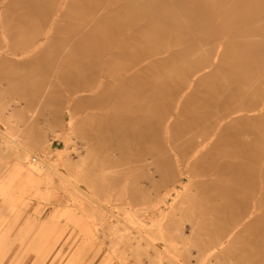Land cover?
<instances>
[{
    "label": "bare ground",
    "instance_id": "obj_1",
    "mask_svg": "<svg viewBox=\"0 0 264 264\" xmlns=\"http://www.w3.org/2000/svg\"><path fill=\"white\" fill-rule=\"evenodd\" d=\"M37 76H57L69 89L67 95L46 89L40 106L63 101L68 121L54 112L51 139L39 132L26 142L17 138L25 132L18 103L28 108L45 88L33 83ZM8 86L20 97L12 98ZM73 108L82 109L80 119ZM85 126L95 145L126 161L122 174V163L115 171L121 190L153 186L157 175L163 193L138 201L134 190L114 193L116 214L80 189L93 148ZM0 127L2 205L8 212L23 207L58 181L65 201L53 209L66 203L64 222L81 239L76 250L92 244L84 215L92 203L102 231L126 246L113 247L121 264L138 261L142 240L162 242L163 250L152 246L148 253L169 263L190 264L185 255L192 264H264V0H0ZM54 140L61 148L49 151ZM193 191L204 205L187 217ZM39 216L17 238L35 227L27 249L41 257L52 219L40 225ZM4 222L0 213V227ZM206 237L213 241L200 250L198 240Z\"/></svg>",
    "mask_w": 264,
    "mask_h": 264
},
{
    "label": "rangeland",
    "instance_id": "obj_2",
    "mask_svg": "<svg viewBox=\"0 0 264 264\" xmlns=\"http://www.w3.org/2000/svg\"><path fill=\"white\" fill-rule=\"evenodd\" d=\"M53 77L52 78L54 80L51 78L43 77V76L42 77L37 76V78L33 81L34 84H36V83H38V84L42 83V84H46V85L50 84L49 87H51V88H49V87H46V85H45V88L40 90L41 91L40 94L31 97L33 105L29 106L28 108H23L22 102L18 103L21 108L17 112V118H19L24 123V127L20 128L19 131L23 130V129H25V130H23L25 132L27 130L28 131H27V134L25 132H22V134H21L20 133L21 131H20L17 135V138L19 136H21V138H23L25 140V139H27L28 135L32 133L34 136L32 134H31V136H32V139H34V137L38 136L40 133L43 132L42 134H40L41 136L39 135L41 138H42V135L47 134V136H46L47 139H49V138L51 139L52 135H51L48 127L51 124L50 123L51 122L50 121V119H51L50 114H52V113L54 114V112L57 115L58 121H60V119L68 121V116L65 113H63V112H65V110H64L65 104L63 101L55 100L54 102H52V106H53L52 109H51L50 105L48 104V102H45L46 105L44 107H40V106L44 105L42 97H44L45 94L43 95V93L45 92L46 89H50V91H52L54 88L55 90L56 89L60 90V92H62V94H64V95L68 94L69 89L64 87L61 84L62 82L60 81L59 77H57V76H53ZM49 79H51V81H49ZM3 87L5 88L4 85L2 86V88ZM8 90L12 91L13 89H11V86H8ZM11 95H13L12 98L16 97L15 99H17V97H20V96H18L17 90H13V94H11ZM11 95H9L8 97L10 98ZM15 102H17V101H15ZM72 111H73L74 115L76 114L74 116V119H80V117L83 115L82 109L73 108ZM34 112H35V114H34ZM33 115H34V117H33ZM30 116H32L31 117L32 120L29 119ZM27 121H28V124L29 123L30 124H29V126L27 125V128H26L25 125L27 124ZM39 122H41L42 124ZM52 126L54 127V130H56V131H59L61 129V126L59 123L55 124V126L54 125H52ZM40 127L41 128L45 127V131H43V128L41 130ZM46 127L48 128V130H46ZM89 127L85 126V129L83 128L82 132L85 133L84 137H86L90 146L93 148H91V154H90L91 160H89V164L87 167L88 169L83 174H86V172H88V174H90V176H92V177H90L88 174H86V177H84L85 176L84 175L83 176L84 180L82 181L80 179L81 181H79V183L77 182V185L80 189H82L85 192H87L88 194H90L93 197V200H95L96 202H98L99 204H101L103 206H106L107 209H109L111 212H114L116 214H118L119 212L113 208H110V201H111L113 196L115 198L116 194L126 195L128 193L130 195L131 194L130 191L134 190L135 191L134 198H136V200L137 199L141 200L147 194L149 196L150 195L153 196L156 191H158L157 194L163 193V191L165 189L164 186H166V185H163L164 182L161 183V181L157 175H153V177H152V179L154 181H156V184H154L153 186L145 187V189H144V186L142 183L139 182L137 184L134 182L135 183L134 189H131V186H129L126 189L127 191L129 190L128 192L126 190H121V188H122V183L120 180L121 176L117 172L121 171L120 173L121 174L123 173L122 169L125 168L126 161L119 162L117 157H113L116 155H112V154L109 155L105 145H103V144L95 145L94 144L95 143L94 137L90 136V135H93V133L89 132ZM31 128H32V130H30ZM65 129L67 130V128H65ZM0 131H4V129H2L0 127ZM46 131H47V133H46ZM48 131H49L51 136L49 135ZM35 132H36V135H35ZM23 133H25L26 136ZM19 134H21V135H19ZM32 139L30 137L29 139H27L25 141L30 142V140H32ZM57 148H61L60 140L51 141L49 151H54V149H57ZM92 149H93V151H92ZM53 160H54V157H52V154H50L49 162H52ZM2 163H3V161H2ZM119 163H122L121 167L118 169L117 172H115L117 170L116 166L119 165ZM112 164H114L113 167H112ZM6 169L7 168L4 167L3 171H5ZM58 169L61 173L62 172L64 173L65 168H62V166H61V167H58ZM96 179H99V180H96ZM55 180L57 181V179H55ZM85 180L90 181L89 182V186H91L90 190H88L86 188L84 183H86L87 181H85ZM114 180H117L118 183H114L113 182ZM15 183L19 184L18 182H15ZM56 183L57 184H54V183L53 184L57 188L54 187V185L52 184L54 188H51V190L49 191V194H45V191L42 190L41 196L30 200L23 207L14 206L10 212L7 211V208L4 207V205H2V201L0 200V213L5 217V222L3 223L2 227H0V230L1 229L3 230V228L5 227L6 228L5 232L7 231V238L3 239L4 241L2 242V245H1L2 248L0 247L1 251H4L5 249H7V252L4 255H0V264H101L103 262V260H105L107 257H110V258H108V259H110L108 264H121L119 262V260L117 259V256L112 254V251L115 248L116 249L119 248V250H122V247H124V249H125L126 246L124 244H121V243L117 244V245L114 244L115 242L110 238V236L109 237L107 236L109 232L106 229H103V231H102V229L100 228V221L97 220V217H98V219H99V217H101V215L99 214V208H98L97 204L90 203L89 205H87L85 207L86 213L84 212V215L86 214L85 216H88V219L86 218V220H88V223L91 226V228L94 229L93 231L95 234H94L93 239L91 240L92 244H89L88 247H83V248L76 250V247L79 245L81 239L76 238L77 231L73 230L71 225L65 224V222H64V220L68 218V214L64 213L65 208L62 209L63 207H65L66 203H64V205H60V206L58 205L55 208V209H57L56 211L53 209V206L57 205L59 201H62V202L65 201L64 199H62L63 198L62 196L64 194L63 191L59 190L60 184L58 181ZM113 183H114V185H113ZM9 184L10 183L5 184V187H7ZM96 184L99 185V189H98V185H96ZM170 184L171 183H169L167 185H170ZM147 186H149V185H147ZM55 189L57 191H55ZM125 191L127 193H125ZM123 192H124V194H123ZM5 193L6 192H4V194ZM107 193H108V195H107ZM114 193H115V195H114ZM194 193H197L196 194V196H197L196 204H191L190 206H187L185 208V212H183L185 214V216H187V217H190L193 208L197 209L199 207L198 210H200L203 208L201 206L204 205V199L203 200L200 199L203 196H200V194L197 191H193L190 194L193 195ZM97 194H101V196H98ZM57 196H58V198H57ZM115 204H117V202H115ZM86 208H89L88 209L89 211ZM40 211H42L41 214H39ZM87 211H88V213H87ZM95 211H97V212H95ZM94 212L98 216L93 214ZM90 213H92V214H90ZM38 215H40L39 220H38V223L40 225H43L47 219H50V217L52 219V224H50L51 225L50 235L52 237L49 236V238H47L48 244H45L46 250L43 251L41 257H38V255H36L34 252L27 249V244L33 240V235L35 234V232L37 230L35 227H33L28 232V234L25 238H23V239L17 238L21 232L23 234L27 232V230L29 229L28 227L31 225V223L35 220L36 216H38ZM96 225H97V227H96ZM169 226L170 225H168V227ZM100 229H101V232H99ZM98 236L99 237L102 236L103 238L102 237L99 238ZM202 238H204V236ZM107 240H109V241H107ZM112 241H113V243H111ZM212 241L213 240L211 238H207V237L205 239H199L198 243H200V245L198 244L199 246L197 248L200 247L199 249L203 250V249L209 247L210 243H212ZM142 242H140L138 244V249H140L138 254H139V258H141V257L143 258V259H141V261L144 260L145 258H146V260H144L143 262H139L140 261L139 258H138V261H134L132 258H130L128 260L129 263L127 262V264H145V263L148 264V262H150L149 260H151L152 264H153V262L155 264H162V262H164V263L167 262L166 264L169 263V261L165 258L158 259L153 252L151 253V255H150V253H148V252L153 251L152 246H155L156 248L163 250L164 244H162V242H159V241L146 242L145 240H142ZM103 243H105V244L107 243V244L105 245ZM110 244H112V245H110ZM121 245H122V247H121ZM113 247H115V248H113ZM120 247H121V249H120ZM147 248L149 251L147 250ZM193 250H194V252H192ZM142 251L144 253H141ZM192 251L190 253H191V255L194 256L196 254L195 252H197V249L194 248V249H192ZM146 253H147V256L145 255ZM141 254H142V256H141ZM182 256H183V258L180 257L182 260L190 261V264L195 263L194 258L193 259L187 258L185 255H182ZM184 256H185V258H184ZM147 257L149 258V260H147L148 259ZM177 262L176 263L173 262V263H169V264H178ZM149 264H151V263H149ZM211 264H220V262L215 263L213 260V262Z\"/></svg>",
    "mask_w": 264,
    "mask_h": 264
}]
</instances>
